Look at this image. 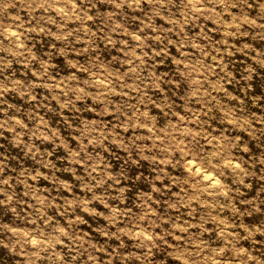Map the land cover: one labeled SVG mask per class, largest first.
Returning a JSON list of instances; mask_svg holds the SVG:
<instances>
[{
  "label": "clouds",
  "instance_id": "clouds-1",
  "mask_svg": "<svg viewBox=\"0 0 264 264\" xmlns=\"http://www.w3.org/2000/svg\"><path fill=\"white\" fill-rule=\"evenodd\" d=\"M5 134L2 264H264V0H0Z\"/></svg>",
  "mask_w": 264,
  "mask_h": 264
},
{
  "label": "rangeland",
  "instance_id": "rangeland-1",
  "mask_svg": "<svg viewBox=\"0 0 264 264\" xmlns=\"http://www.w3.org/2000/svg\"><path fill=\"white\" fill-rule=\"evenodd\" d=\"M45 50H46V48H45ZM60 62H61L60 59L57 58V60H55L53 63L59 64ZM38 94L42 95V96L46 95V93L44 92L43 89H39ZM9 103L17 104V105H19L25 109H27V107H28V103L26 101H23L21 98H19L17 96L10 97ZM41 115L44 116L45 119L49 120V123L52 127H56V125L59 123V120L51 113L45 114V113L41 112ZM228 123H231V121H229ZM213 128L216 129L217 132H219L220 124L219 123L213 124ZM225 128H227V125H225ZM187 130L191 131L193 134L201 131V129L192 128L190 125L187 126ZM217 132H214L213 135H214V138L216 140H219V135L217 134ZM223 134L227 135V130ZM6 136H7V134H5V136H0V152L5 151L6 147H8ZM255 146L260 147L259 144L255 145ZM40 147L43 151H47L49 153L48 159L52 160L58 169L63 167L64 170H67L69 168V165L72 162L65 158V153H63L62 151H59V152L56 151L54 149V147L50 144V142L45 141L43 144L40 145ZM11 157H12V160H11V166L12 167H15L16 165H22L24 167L36 166L37 171L38 172L41 171V169L38 167V165H36L35 162H33L31 160L30 157H28V158L24 157L23 150L20 148L12 147L11 148ZM189 161H191V160H189ZM189 161H187V163H189ZM122 163H123V161L120 160L119 157H113V161L111 162V165H112V167L119 169L121 167ZM72 171H75V169H72ZM144 174L147 175V172H145ZM56 175L59 177V179L62 183H65L68 185H72L74 180H75V177L71 176L70 171H68L65 175H60V173L57 172ZM174 175H178V173H174ZM45 176H48L47 172H45ZM51 184H52V178L48 177V179L45 180L43 183L37 182L36 187H38L40 189L52 191L53 195H57V196H59V195L67 196L68 195L67 189H65V192L63 194H58L55 190L51 189V187H50ZM121 184H122V186L127 187V194L134 202H135L136 196H138L139 192L147 191V189L145 187H142V186L133 187V185H131V184L125 185V182H121ZM19 190L23 191V185L20 186ZM75 191L77 192V195L81 194L84 191V186L83 185L77 186ZM125 202H127V201H125ZM157 203L159 204V201H157ZM97 211L102 212L103 211V205H101V207L98 208ZM132 211H136V209L133 208ZM156 211L163 212V211H165V209L161 206V207L157 208ZM11 219L12 218L10 216V213H8L6 211V209H4V208H0V221L11 220ZM184 219H186V220L189 219V216L187 213H185ZM82 220H83L82 231H84L85 233H88L89 227L95 228L94 222L92 220L88 219V217H83ZM193 224H195L194 220H193ZM209 227H210V225H209ZM2 257H3V250H0V264H2Z\"/></svg>",
  "mask_w": 264,
  "mask_h": 264
},
{
  "label": "bare ground",
  "instance_id": "bare-ground-1",
  "mask_svg": "<svg viewBox=\"0 0 264 264\" xmlns=\"http://www.w3.org/2000/svg\"><path fill=\"white\" fill-rule=\"evenodd\" d=\"M192 163V161H189V164H191Z\"/></svg>",
  "mask_w": 264,
  "mask_h": 264
}]
</instances>
